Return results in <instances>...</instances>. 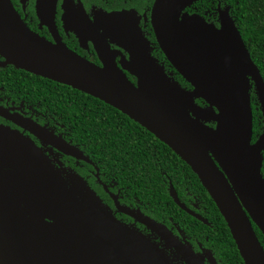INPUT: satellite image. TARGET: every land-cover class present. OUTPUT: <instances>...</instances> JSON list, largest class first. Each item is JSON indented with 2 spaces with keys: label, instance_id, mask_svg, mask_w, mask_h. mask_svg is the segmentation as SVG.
Segmentation results:
<instances>
[{
  "label": "water",
  "instance_id": "water-1",
  "mask_svg": "<svg viewBox=\"0 0 264 264\" xmlns=\"http://www.w3.org/2000/svg\"><path fill=\"white\" fill-rule=\"evenodd\" d=\"M39 1L45 6L49 0ZM199 1L156 0L151 13L161 51L191 91L162 71L148 53L134 18L123 13L109 16L112 27L107 30L131 60L113 50L97 27L93 33H81L94 43L99 66L58 37L51 42L36 34L11 0H0V56L5 60L0 66L12 65L69 86L141 125L198 176L228 225L244 264H264V248L254 229L255 225L264 236V126L253 142L251 99L254 84L264 117V80L227 10L219 6L220 29L198 14L185 12ZM54 6L55 2L52 10ZM126 72L137 78L136 84ZM196 100L207 107H199ZM13 119L63 154L89 161L75 146L32 121ZM0 170L7 178L1 183L13 187L16 194L10 204L0 198L1 264H170L153 243L120 226L86 184L69 188L39 150L4 126H0ZM170 191L187 210L173 186ZM112 197L120 212L165 238L187 264H202L165 228L140 211H128ZM28 214L54 226L40 219L28 221Z\"/></svg>",
  "mask_w": 264,
  "mask_h": 264
},
{
  "label": "trees",
  "instance_id": "trees-1",
  "mask_svg": "<svg viewBox=\"0 0 264 264\" xmlns=\"http://www.w3.org/2000/svg\"><path fill=\"white\" fill-rule=\"evenodd\" d=\"M219 5L228 11L239 29L249 57L264 80V0H201L188 11L216 23ZM158 52L166 61L159 48ZM0 73H3L0 83L6 90L27 96L38 104L37 109L47 111L65 126L71 144L78 145L76 147L94 162L101 179L119 192L122 203L141 207L167 223L172 219L188 232H196L202 236L200 241L213 251L218 264H244L228 225L198 176L153 134L117 109L69 86L17 68L13 72L0 70ZM23 74L33 80H26ZM177 80L185 88L191 87L180 75ZM251 99L255 142L262 134L264 117L254 86ZM86 169L93 167L87 164ZM262 174L264 176V152ZM170 181L180 197L187 191L199 195L209 212L203 217L211 226L193 219L178 207L169 194ZM90 184L97 185L94 179ZM98 190L112 205L100 186ZM254 229L264 248L263 234L255 225Z\"/></svg>",
  "mask_w": 264,
  "mask_h": 264
},
{
  "label": "flooded vegetation",
  "instance_id": "flooded-vegetation-1",
  "mask_svg": "<svg viewBox=\"0 0 264 264\" xmlns=\"http://www.w3.org/2000/svg\"><path fill=\"white\" fill-rule=\"evenodd\" d=\"M155 1L156 0H49L45 6H40L39 0H11V4L21 20L30 30L51 42H55V38L58 37L70 50L76 52L78 55L88 59L89 61L96 63L99 66H101V63L98 58V53L94 43L91 41L90 36L82 37L81 33L86 34V30L93 33L97 27L99 32L103 34L113 50H120L128 60H131L130 54L126 52L125 49L116 41H114L107 30L109 27H112V23L108 19L112 14L123 13L124 16L131 15L140 30L141 36L148 43V53L150 54L151 58L155 60L157 65L171 79V81L178 83L181 88L191 91L192 87L185 88L180 83V81L177 80V76L180 74L167 61V59L165 61L162 59L161 55L158 54V48L159 50L161 49L157 43L151 23V13ZM53 2H55L54 10H52ZM219 6L217 8L218 13ZM185 12L190 14H198L196 12L188 11V9H186ZM205 20L210 24H214L218 29L221 28V22L219 18L216 20V23L210 22L206 18ZM87 21L91 23L90 27L87 25ZM47 23H52L55 26L51 27ZM92 27H94V29ZM4 61V58L0 56V62ZM120 61L121 58L117 57L118 65H120ZM14 68L16 67L12 65L0 66V70L7 69L8 72H13ZM126 75L131 82L134 84L137 83V78H135L133 75L128 72H126ZM0 76H3V73H0ZM23 77L26 80H33L29 75L23 74ZM33 83H35V81H33ZM3 86L4 85L0 83V126L6 127L13 135H21L37 150H39V152L44 155L53 165L61 179L65 181L69 188L74 189L75 185L80 186V182L86 184L95 193L99 201L109 210L120 226L134 230L143 238L147 237L146 239L154 244V246L161 252L164 258L170 264L187 263L176 251V248L172 246L165 238L161 237L156 232L149 230L131 216L120 212L117 209L112 196L116 197L120 206L126 208L128 211H140L144 216L150 218L158 225L169 231L171 236L174 238V241L179 243L180 246L192 251L202 264H218L213 251L200 241L202 236H198L196 232H188L187 230L181 228V226H179V224L174 222L172 219H170V222L167 223L166 221L157 218L153 213H147L145 210H142L141 207H132L122 203V200L120 201L122 197L119 195V192L114 191L113 186L107 185L101 179L98 167L92 160H90V158L87 157L84 151L76 147L78 145L75 147L79 149L85 158L89 159V161L78 160L63 154L56 147L49 144L46 140L35 136L30 131L20 126L13 118L21 116L24 119L32 121L57 138H60L69 144L72 143V140L69 139V134L65 126L59 120H57L47 111H41L37 109L38 104L33 103L27 96H21V94L15 95V91L6 90ZM197 101L198 100H196V104L199 107H207L205 102V104L203 102L200 104ZM204 122L211 127H215V124L212 122ZM87 164L91 165L93 169H86ZM6 179L7 178L4 175H1L0 170V198L3 201L6 200L10 204V199L15 197L16 194H14L12 191L13 187L4 182L1 183V180ZM91 179H94V182L97 185L94 186L90 184ZM169 183L170 196L171 186H173L179 202L183 204L189 212L181 208V206L175 201V196H171L178 207H180L193 219L200 221L205 225L211 226L210 222L205 217H203L204 213L207 214L209 212L208 207L204 202L201 201L202 199L199 198V195L187 191L183 193L182 197H180L174 185H172V181ZM98 186H100L104 190V193H106V195L111 199L112 205H110V203L106 201L104 197H102L100 191L98 190ZM84 194H82V196H84ZM74 195L80 201V196L78 193L75 192ZM90 202L95 205L92 199H90ZM26 219L28 221L40 219L54 226L53 222L47 219L39 218L34 214H28ZM4 242H7L6 239H4Z\"/></svg>",
  "mask_w": 264,
  "mask_h": 264
},
{
  "label": "rangeland",
  "instance_id": "rangeland-1",
  "mask_svg": "<svg viewBox=\"0 0 264 264\" xmlns=\"http://www.w3.org/2000/svg\"><path fill=\"white\" fill-rule=\"evenodd\" d=\"M253 86H254V84H253Z\"/></svg>",
  "mask_w": 264,
  "mask_h": 264
}]
</instances>
